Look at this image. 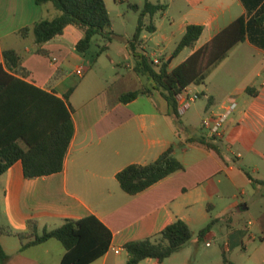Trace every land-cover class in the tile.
<instances>
[{"label":"crops","instance_id":"crops-1","mask_svg":"<svg viewBox=\"0 0 264 264\" xmlns=\"http://www.w3.org/2000/svg\"><path fill=\"white\" fill-rule=\"evenodd\" d=\"M152 3L165 5L166 9L154 17L156 30L142 33L141 49L149 56L148 50L153 49V56L161 62L171 60L170 69L241 21L226 40L236 37L242 29V41L208 73L204 83L185 89L205 99L195 112L202 118L200 132L188 120L177 128L159 91L141 95L127 104L119 101L123 93L144 86L131 87L141 82L142 77L134 71V60L128 64L133 74L118 71L107 85L100 80L90 88L86 99H78L77 89L70 94L68 104L73 109L75 132L62 172L26 179L23 164L18 161L0 177V225L14 232H25L28 221L36 220L42 232L58 228L66 220L94 214L112 231L113 241L107 254L92 264H126L128 253L124 246L128 242L153 238L178 219L192 231L217 219L226 221L230 227L243 223L244 231L262 234L260 244L255 235H249V240L241 239V261L230 257V246H226L230 261L264 264V0ZM56 13L52 4L41 7L36 0H0V64H4V50L18 51L28 72L24 81L63 98L71 88L67 67L72 62L91 74L99 69L104 55L111 64L115 61L108 44V49L94 59L95 63L85 60V55L75 51L83 31L73 25L41 47L32 36L25 40L17 35L19 30ZM146 22H150L148 17ZM191 25L202 26L203 34L193 47L174 56ZM176 39L179 41L174 51L161 55V46ZM129 45L130 42L126 53L131 58ZM38 49L43 53H37ZM233 102L237 107L228 116L223 137L213 141L219 153L189 142L201 136L210 139L202 121L224 113ZM171 147L183 165L182 170L139 194L123 191L117 180L121 170L131 164H149ZM244 179L251 188L249 193L236 191ZM248 194L249 199L240 200L239 195ZM0 241L9 256L5 264H60L65 253L57 240L25 251H21L22 243L16 235L5 232ZM196 256L189 241L162 263L146 259L139 264H196L193 261ZM221 263L224 264L223 260Z\"/></svg>","mask_w":264,"mask_h":264},{"label":"trees","instance_id":"trees-1","mask_svg":"<svg viewBox=\"0 0 264 264\" xmlns=\"http://www.w3.org/2000/svg\"><path fill=\"white\" fill-rule=\"evenodd\" d=\"M36 3L41 7L52 4L57 13L19 30L17 35L21 39L26 40L32 36L34 43L41 47L62 35L67 26L73 25L83 31V38L75 46L77 53L86 55L95 37H101L105 42L100 47V53L108 49L107 44L115 34L111 30V17L105 0H36ZM130 8L140 12L138 25L129 45L135 60L134 71L138 76L146 77L150 84L123 93L119 101L127 104L141 95L159 91L168 103L169 116L174 118L177 128H180L182 114L179 111L178 95L192 84L204 83L208 73L242 41V29H239L236 37L226 40L241 21L224 29L209 44L170 69L168 60L156 65L146 51L141 49L142 33L145 30H156L154 17L165 11L166 6L146 0L143 7L130 4ZM147 17L150 19L149 23L146 22ZM203 30L202 26H188L174 56L193 47ZM37 53L43 52L38 49ZM3 57L4 64H0V177L18 161L23 164L26 179L62 172L75 132L73 109L68 104L73 88L63 98L39 89L24 81L28 72L23 68V57L18 51L6 49ZM214 140L213 137L207 139L201 136L189 142L219 153ZM182 169L183 165L175 157L174 147H171L149 164L127 166L117 174V180L123 191L136 195ZM217 221L211 220L200 230L199 238L205 237ZM5 232L20 239L21 251L50 240L59 241L65 250L60 264H92L107 254L113 241L112 231L94 214L79 220H66L60 227L42 232L39 231L36 220L28 221L25 232H14L11 228L0 225V237ZM192 238L193 231L189 225L178 219L153 238L126 243V264H139L146 259H156L162 263L181 251ZM222 256L224 264H235L228 259L226 250ZM8 259L0 241V264H5Z\"/></svg>","mask_w":264,"mask_h":264},{"label":"rangeland","instance_id":"rangeland-1","mask_svg":"<svg viewBox=\"0 0 264 264\" xmlns=\"http://www.w3.org/2000/svg\"><path fill=\"white\" fill-rule=\"evenodd\" d=\"M149 1L155 2L156 0ZM107 2L111 17V30L115 34L112 41L109 42L108 45L111 48L110 52L113 55L115 63L111 64L110 60L107 59L106 55H104L101 59V65L99 69H97L96 73L90 74V72H87L85 73L84 77H79L76 74V71L79 68H84L83 66L79 67L77 62H72V64L67 67L68 75L71 74L68 78V84L70 85L69 87L73 88V91L77 89L76 96L79 100L86 99V95L90 88L95 86L100 80H104V82H102L106 84L111 78H113V76L116 75L118 71L121 73L130 72L133 74V71L128 68V64H133L134 59L133 57H131L132 59L129 58L128 54L126 53V47L135 33L140 12L132 10L130 8V4L143 7L146 0H107ZM178 41L179 39H176L168 46L162 45L161 55H170L174 51ZM104 43L105 42L101 40V37L94 38L89 51L85 55V60H93L92 62L95 63L94 59H96V57H98L100 54V47L103 46ZM148 53L152 59L155 58V56H153V49H149ZM179 58L180 57H178L175 62H177ZM149 84L150 82L146 77H141V82H137L135 86L131 87L134 89L139 88L142 85L147 86ZM204 100L205 99L203 98L198 99L197 102L194 103L187 111V113L184 116H181L182 122L186 123L187 120L190 121L197 133L200 132L199 129L202 118L195 112L198 106H200ZM243 169L247 168L244 166ZM254 176L257 177L256 175ZM247 184L248 182L246 179H244L242 183L239 184L240 188L236 191H244L245 193H249L251 188L248 187ZM250 197V194L243 196L239 195L241 201H244L243 199L247 200ZM201 229L202 228L194 229L193 238L191 240L192 248L198 255L193 259L196 264H222V253L228 245L231 249L229 256L237 259V261H241L239 260L240 255L243 253L241 239L249 240V235H255L257 237L256 242L260 244V237L262 236V234L256 230H252L251 232L244 231L243 223H237L230 227L229 223L226 221L217 222L209 231L210 234H207L202 239L199 238V232ZM208 243L210 244L209 246L207 245ZM209 258L211 259V262L209 261Z\"/></svg>","mask_w":264,"mask_h":264},{"label":"built area","instance_id":"built-area-1","mask_svg":"<svg viewBox=\"0 0 264 264\" xmlns=\"http://www.w3.org/2000/svg\"><path fill=\"white\" fill-rule=\"evenodd\" d=\"M152 61L156 65H159L161 63L160 58L157 56H155ZM76 74L79 77H83L85 74V68H79L76 71ZM198 99H200L199 94H190L185 92L184 90L181 94L178 95L180 113L183 115L185 112H187ZM236 107L237 104L233 102L224 113L219 115L213 114L202 121V126L210 133L211 137L215 139H220L223 137L224 127L225 123L227 122L228 116L236 109ZM207 245L209 246L210 244L208 243Z\"/></svg>","mask_w":264,"mask_h":264},{"label":"water","instance_id":"water-1","mask_svg":"<svg viewBox=\"0 0 264 264\" xmlns=\"http://www.w3.org/2000/svg\"><path fill=\"white\" fill-rule=\"evenodd\" d=\"M171 62V60L169 61V63Z\"/></svg>","mask_w":264,"mask_h":264}]
</instances>
